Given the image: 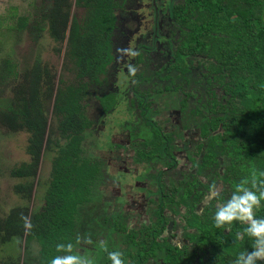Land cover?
I'll return each mask as SVG.
<instances>
[{
    "label": "trees",
    "instance_id": "1",
    "mask_svg": "<svg viewBox=\"0 0 264 264\" xmlns=\"http://www.w3.org/2000/svg\"><path fill=\"white\" fill-rule=\"evenodd\" d=\"M4 2L0 8L6 10L8 5L16 11L12 15L17 29L27 28L29 17L22 10L29 0ZM70 2L41 0L31 36L37 39L36 33L46 28L53 40L61 42ZM84 5L90 23L88 27L71 23L55 94L54 73L37 60L22 71L23 83L14 88L13 107L0 113L4 128L25 135L16 143L20 149L15 148L21 160L16 162L15 155L7 169L15 182L14 205L0 217L1 240L23 243L21 264H50L54 256L69 254L57 252V243H71V254L90 259L91 264H111L108 252L116 250L122 252L125 264H233L240 252L252 251L254 238L244 233L246 225L233 221L220 240L208 223L214 224L218 203L225 202L241 181L251 187L255 180L253 190H264V0H179L176 7L171 5L173 20L154 30L149 43L139 45L150 48L139 50V63L145 62L135 72L136 97L115 110V114H131L130 120L140 115L137 130L128 139L139 166L119 178L111 175L118 169L98 159V138L86 129L88 87L106 78L112 58L103 34L104 26L112 22L111 4L85 0ZM151 53L161 60L155 59L153 69H148L145 63ZM53 94L51 125L57 124L47 133L46 112ZM118 94L101 92L94 98L110 107ZM168 111L178 121L168 118ZM119 120L115 118L116 125ZM132 124L120 128L130 132ZM186 129L196 135L190 142ZM182 139L183 146L175 144ZM203 146L197 159L207 161V166L193 160ZM45 153L51 165L41 179L39 165ZM178 156L181 166L188 158L190 169L178 168ZM140 170L144 182L131 185ZM111 179L120 184L121 193L143 192L142 214L136 205L132 218L121 206L125 199L108 194L106 188L114 184ZM143 184L148 185L146 193ZM214 187L219 189L217 197L211 196ZM224 188V192L230 189L225 196ZM195 209L202 213L195 214ZM255 215L264 218V200ZM190 221L202 228L203 244H175L160 233L168 222Z\"/></svg>",
    "mask_w": 264,
    "mask_h": 264
},
{
    "label": "flooded vegetation",
    "instance_id": "2",
    "mask_svg": "<svg viewBox=\"0 0 264 264\" xmlns=\"http://www.w3.org/2000/svg\"><path fill=\"white\" fill-rule=\"evenodd\" d=\"M30 1L31 0H29V2ZM178 1L179 0H107V4H109V7L111 4L110 12H111L112 22L108 23L107 26H104L103 34L106 36V38H108L107 43L104 42L105 48L107 49V51L110 52V55H112V49L110 46V42L112 41L113 43V40H115L119 43L120 42L122 43L124 42V38H127V42L124 43L123 48L124 49L129 48L131 50V53L130 55H127L121 58L120 61H116L114 55H112V58L108 65L107 72L104 74L105 75L104 77L106 78L104 80L101 79L100 83H96V80L90 83L88 87V91H89L88 97L89 96L90 97L88 99L89 101L87 102L88 105H87V113H86L89 124L87 125L86 129L88 130L90 135L95 136L94 138L96 137L98 138V139L96 138L97 142H99V145H96L97 146L96 151L99 155L98 159L104 160L106 163H108L109 165H112V167L116 169H121L122 173L120 171V177L123 176L124 173L127 171L135 172V170L139 166V163H138L139 157L135 153L134 150L128 148V144H129L128 139L131 137V131L134 132L137 130V127L139 125L136 119H138L137 116H140V115L138 114L137 116H133V119L130 120L128 119V116H131V114H128L127 112L115 114L116 112L115 110H117L116 107L118 105L128 106L130 104L129 101H131V98L135 96L133 91H135L136 90L135 88L139 86L138 81L134 76H135V72H137V69L144 64L143 62H145V59H144L142 63H139L140 61L139 60V50L146 51L148 50V48H150V47H145V46L141 47L139 45H141L142 43H147V42L149 43V41H151V39L155 37L154 30L155 31H157V29L159 30V27L161 29L162 23L170 22V20H173V17L171 16V13L173 11V9L171 10V7H172L171 5L176 7L178 5ZM84 3H85V0H71L70 2L69 16L67 20V25L64 30L65 37L62 40V41L65 40L66 44H67V39H68L70 28H71V23L73 22V20L77 21L79 24L84 25L86 27L89 26L90 14H89L88 7L85 6ZM127 3L128 4L131 3V6L133 5L134 7L128 6ZM129 19H133V21L130 22L128 21ZM29 20H30V17L28 18V22ZM32 23H34V21L31 22V24ZM31 24H27V30L29 33H30V30L32 31ZM153 27H155L156 29H153ZM45 29L46 28H44V30L41 29V31L39 30L36 33L37 36L39 37V35L43 31H45ZM105 48H103V50H105ZM112 48L114 47L112 46ZM65 50H66V46H65ZM151 50H153L152 47H151ZM63 52L65 56V51ZM149 59L150 60L148 61V63L147 62L145 63L148 69L149 68L153 69L155 59H156V62L158 60L159 61L161 60V58L156 56L154 53H151V57H149ZM118 62L120 63L122 62L120 66L117 65ZM63 64H64V61L62 65ZM113 69L115 71H118L117 74H119L120 72H123L124 77H127L129 81L128 83H131V84L125 85V82L122 81L120 83H115V89L113 90L107 88L112 82H114V79L116 80V78L114 77L113 71H112ZM129 69H133V72L129 73L128 72ZM112 86H114V84ZM101 92L102 93L118 92L119 93L118 96L120 98L118 99V101H116V104L114 106L105 107L104 103L103 104L101 103L102 102L101 100L94 98L95 93L100 94ZM135 102L136 101L133 100V104L137 105V103ZM135 111H137V108L135 109ZM52 112L53 111L51 107V113ZM170 112L171 111L167 112L169 115L168 118L175 119L178 121V118L170 116ZM52 116H53V113H52ZM116 117L117 119H120L119 120L120 124L119 125L117 124L118 126L115 124ZM106 119H111L112 124L108 125L106 123ZM100 120L104 121V123L107 126L106 129H104L103 126L99 125L98 122ZM132 121L134 122V126L133 128H131L129 132V130L128 129L126 130L125 128L127 124L133 125ZM56 124H57V121H55L54 125H50V119H48L47 127L50 128V126H52L53 128H55ZM166 125L170 126L169 123ZM121 126L125 128H120ZM185 134H186L185 138L187 139V142H190L194 138H196V135H194L195 132L192 129H186ZM91 140L92 141L94 140L93 137H91ZM184 143H185V139H182L180 142L178 140L175 141V144L181 145V146H183ZM120 144L122 145L121 147L123 146L124 147L123 148H121L120 146L118 147V145ZM203 148L204 146L200 149V151L197 154H195L193 160H195V158L197 159V155L202 156L201 151L203 150ZM15 155H17L16 151H15ZM43 156L44 155L42 154V159L39 165L40 171L42 168ZM136 157L138 158L134 161V158ZM186 159H187V162H186ZM186 159H185L186 166H181L182 159L180 156H178V162L176 165L178 166L179 169H182L184 167L187 168V170L190 169V165L188 164L189 160L188 158ZM197 162L201 163V165L204 164L205 162L204 165L206 166L208 165L207 161L202 160V159L201 160L197 159ZM159 164L161 163L159 162L156 163V165L158 166ZM192 165L193 164L191 163V166ZM161 168H163L164 170L168 169L167 167H163V166ZM134 177H136L135 181L131 185H138V183L144 182L142 173L141 174L136 173ZM113 178L117 179L116 177H113ZM111 181L114 182V184L106 188L108 194H113L115 196H118L117 199L121 197L125 199V202L121 206H123L130 214H131L132 208H134V206L136 205H138L140 209V214H142L141 211H144L146 208V203L143 197V192H134L131 195L128 194L129 191L126 194L121 193L120 184L118 185L116 180L111 179ZM108 182H110V180ZM143 185H144L145 193H146V188L148 185L147 184H143ZM224 190L225 188L222 190V194L224 196L230 193V189H228V191L226 192H224ZM206 204L208 205V203ZM199 211L201 210L195 209V214L200 215L202 212H199ZM192 222L193 221H190L189 223H185V225L180 224V223H178V225H173L172 222L170 223L168 222L166 224L165 229H163L160 233H162L163 236H166L170 242L175 243V244L182 245L183 243H186V244L188 243L192 247L196 245L197 243L203 244L201 243L204 240L201 238L202 228L199 227L198 223H195V222L192 223ZM190 223H192V225L189 226ZM208 225H211L215 228L216 236L220 240H222L223 234L229 233V227L217 228L215 224L212 225L210 223H208ZM194 234L197 235V237L192 238ZM204 234H206L205 231H204ZM197 253L200 254L202 252L197 250ZM258 262H259L258 264H264V260H261Z\"/></svg>",
    "mask_w": 264,
    "mask_h": 264
},
{
    "label": "rangeland",
    "instance_id": "3",
    "mask_svg": "<svg viewBox=\"0 0 264 264\" xmlns=\"http://www.w3.org/2000/svg\"><path fill=\"white\" fill-rule=\"evenodd\" d=\"M41 0H31L29 2V4L24 5L23 8V12H25V14L30 17V20L28 22V24H31V22H33L39 15H40V4ZM128 6L130 7H134L133 5L131 6V3H127ZM124 7V6H122ZM143 9V8H141ZM16 13L15 9H10V19H11V23L9 20V28L6 29H2V37L1 40V46L4 49V56H8L13 65H15V70L17 71L16 74H18L17 76L14 77V88L16 85L23 83L22 78H21V74L22 71L24 70V68H28L30 65L33 66L34 63L37 60H41L42 62L48 64V67L52 70V72L54 73V94L56 92V87L58 85V80L60 77H62V63H63V58H64V52L65 51V46H66V41H55L53 40L48 32L47 29H45V31H43L39 37L37 39H35L34 37L31 36V34L28 32L27 28L25 29H17L16 25H15V20H16V15L15 17H12V14ZM128 21H133V19H129ZM167 21V20H165ZM14 23V24H13ZM166 23V22H165ZM164 23H162L163 25ZM127 42V38H124V42H117L115 40H113L110 42V46L112 49V55H114L116 61H120L121 58L130 55L131 50L129 48H123L124 43ZM115 44V45H113ZM127 45V44H126ZM112 46L114 48H112ZM7 52V53H6ZM122 61V60H121ZM118 62V66L121 65V63ZM32 71V69H31ZM114 77L116 78V80L114 79V82H112L107 88L113 90L115 89V83H120L122 81L125 82V85H129L131 83H128V78L124 77V73L120 72L119 74H117L118 71H115L114 69L112 70ZM114 84V86H112ZM106 90V89H105ZM54 94L52 96L51 102H50V107L49 110L46 112L48 119H50V125L52 124L53 121V116L51 113V107L53 104V98H54ZM107 117V116H106ZM100 126H103L104 129L107 128L106 124L104 123L103 120H100L99 122ZM106 123L108 125L112 124L111 123V119H106ZM49 131V127H47L46 132L48 133ZM16 133V142H15V148L19 146H17L19 144V136L23 135L24 132H15ZM46 133V135H47ZM17 143V145H16ZM20 149V148H19ZM20 157L18 155H16V162H19ZM50 157H49V153H45L44 154V158L42 161V168L39 174V177L41 179H45L47 177L48 171H49V167H50ZM110 171H111V166H110ZM120 171H122L121 169L118 170H112L111 171V175H116L118 176V178L120 177ZM142 171L140 170L141 174ZM15 184L14 180L12 182V184L9 185V182L6 181H2L1 182V186H2V190L0 192V197L7 199L8 196H5L4 193L8 192V188L11 190L13 189V185ZM10 193V192H8ZM34 195L32 196V199H30L29 202V206L33 207L34 204ZM132 214V218L135 217V209L132 208L131 211ZM130 214V215H131Z\"/></svg>",
    "mask_w": 264,
    "mask_h": 264
},
{
    "label": "clouds",
    "instance_id": "4",
    "mask_svg": "<svg viewBox=\"0 0 264 264\" xmlns=\"http://www.w3.org/2000/svg\"><path fill=\"white\" fill-rule=\"evenodd\" d=\"M255 188V180L251 182V187L247 186V181L236 184L230 197L225 202L218 203L212 217L217 228H227L233 221L246 225L244 233L254 238L252 251L240 252L233 264H258V261L264 260V218H257L255 215V210L260 208L261 201L264 200V190L257 193L253 190ZM218 195L219 189L212 188L211 196L217 197ZM56 251H64L69 254L54 256L50 264H91L90 259L71 254V243H57ZM122 256V252L118 250L108 252V259L111 264H125Z\"/></svg>",
    "mask_w": 264,
    "mask_h": 264
},
{
    "label": "crops",
    "instance_id": "5",
    "mask_svg": "<svg viewBox=\"0 0 264 264\" xmlns=\"http://www.w3.org/2000/svg\"><path fill=\"white\" fill-rule=\"evenodd\" d=\"M4 3V0H0V5H5ZM10 17V7L8 5L6 10L0 8V39L3 38L2 29L7 30L9 28L10 24L8 22L10 20L11 23ZM3 53L4 49L1 46L0 40V113L8 111L9 107H13L14 105L15 65H13L11 59L8 56H4ZM24 136V134L21 135V137L19 136L20 140H23ZM15 140L16 133L14 130L9 131L8 128H4L0 123V192L2 190V181L9 182V185L13 182V178L9 176L7 169L10 164L14 163ZM8 192L4 193L5 196H8L7 199L0 197V217H4L5 213L14 205L12 190L8 188ZM19 244L21 246H19ZM22 258L23 243H19V241L14 238L6 241H2L0 238V264H15L16 259H18V264H21Z\"/></svg>",
    "mask_w": 264,
    "mask_h": 264
}]
</instances>
